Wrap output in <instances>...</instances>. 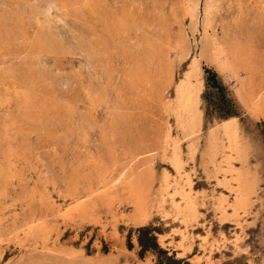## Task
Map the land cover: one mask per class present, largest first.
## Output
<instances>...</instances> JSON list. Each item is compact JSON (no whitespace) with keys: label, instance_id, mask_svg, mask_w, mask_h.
I'll use <instances>...</instances> for the list:
<instances>
[{"label":"rangeland","instance_id":"1","mask_svg":"<svg viewBox=\"0 0 264 264\" xmlns=\"http://www.w3.org/2000/svg\"><path fill=\"white\" fill-rule=\"evenodd\" d=\"M214 37L262 82L264 0H0V264H264V119Z\"/></svg>","mask_w":264,"mask_h":264},{"label":"bare ground","instance_id":"2","mask_svg":"<svg viewBox=\"0 0 264 264\" xmlns=\"http://www.w3.org/2000/svg\"><path fill=\"white\" fill-rule=\"evenodd\" d=\"M239 19V18H238ZM244 37V36H243ZM227 39V38H226ZM231 39V38H230ZM225 40V39H224ZM246 42V41H245ZM244 42V43H245ZM246 44V43H245ZM211 49L213 50V53L215 54V59L217 62L222 66L224 70L231 71L239 82L238 87V94L240 97L244 100V102L253 110L255 116L257 118H263L264 119V76L262 82L257 81V76L255 69V65L253 62H251L250 59V52L246 47H243L241 43L239 42H232L229 39L226 40V43H223L222 40H219L218 38L214 37L213 41L209 44ZM247 46V45H246ZM249 47V46H248ZM253 61V59H252ZM259 68V67H258ZM240 72H245L248 74L246 77L240 79L239 75ZM191 73V72H190ZM260 73V72H259ZM258 75V74H257ZM196 76V75H195ZM192 77V76H191ZM241 77V76H240ZM188 82V81H187ZM259 82V83H258ZM190 85L187 90L182 93L181 100H184L185 106H190L193 103H198V97L199 94H201L202 90V82L199 83H192L189 82ZM188 85V84H187ZM181 103V102H180ZM183 103V102H182ZM183 103V104H184ZM194 105V104H193ZM197 106V105H196ZM180 108V106L178 107ZM187 110V109H186ZM180 111V110H179ZM189 111V110H188ZM190 112V111H189ZM185 113V112H184ZM191 113V112H190ZM189 113V114H190ZM193 116V115H192ZM192 119V118H191ZM194 120V119H193ZM185 123V122H184ZM187 123V122H186ZM192 123V122H191ZM189 124V122L187 123ZM222 126L224 128V133L227 136L230 143L233 145L237 141L238 137V127H237V118H229L223 121ZM187 127V126H186ZM186 129V128H185ZM191 129V128H189ZM194 129V128H193ZM194 132V131H193ZM171 134V133H170ZM166 137V136H165ZM164 137V138H165ZM168 138V137H166ZM170 138V137H169ZM176 138V137H175ZM171 139V138H170ZM167 140V139H166ZM166 140L164 142H166ZM178 140V139H177ZM179 142V141H178ZM177 142V143H178ZM181 144V143H180ZM170 145V144H169ZM176 145V144H175ZM169 148V146H168ZM167 148V149H168ZM191 148V147H190ZM173 149V148H172ZM172 156L173 164L177 169V172L179 174H184L183 172V159L181 156L180 148H177ZM233 149V148H232ZM174 150V149H173ZM172 150V151H173ZM170 152V151H169ZM113 153V152H112ZM172 153V152H171ZM124 154V153H123ZM191 154V153H190ZM115 155H117L115 153ZM119 155V154H118ZM164 155V154H163ZM112 156V154L109 155V157ZM121 156V155H120ZM116 157V156H115ZM166 157V156H165ZM112 159V158H111ZM113 161V159H112ZM111 161V162H112ZM118 161H115L117 163ZM171 163V162H170ZM114 165V163H112ZM118 164V163H117ZM173 166V165H172ZM134 170V169H133ZM136 170V169H135ZM137 171V170H136ZM123 172V171H122ZM121 172V173H122ZM187 172V171H186ZM125 174V173H124ZM127 174V173H126ZM125 174V175H126ZM129 174V173H128ZM126 175L127 178H125V183L128 185L129 190L132 192H135L136 195V217L139 219L145 220L147 215V210L145 212V198L141 194V182L142 179L139 178L138 175H134V173H131L129 175ZM167 174V173H166ZM165 176H168L166 175ZM178 175V174H177ZM188 175V174H187ZM121 178V177H120ZM168 178V177H167ZM178 178V177H177ZM189 178V177H188ZM164 179V178H163ZM190 179V178H189ZM167 180V179H166ZM164 181V180H163ZM180 181V180H179ZM186 181V180H185ZM169 182V181H168ZM175 182V181H174ZM124 184V183H123ZM125 184V185H126ZM167 184V183H166ZM184 184V183H183ZM192 184V183H191ZM123 185V186H125ZM189 186V185H188ZM191 186V185H190ZM170 187H172L170 185ZM183 187V186H182ZM180 189V188H179ZM178 189V190H179ZM185 189V188H184ZM188 190V189H187ZM236 191V190H235ZM175 192V191H174ZM106 193V192H105ZM236 193V192H235ZM185 194V193H183ZM132 195V194H131ZM188 195V193L186 194ZM106 198H109V193H107ZM185 196V195H184ZM229 196V195H228ZM131 197V196H130ZM248 194L246 191H241L239 194H236V200H235V208H242L244 204L247 201ZM134 198V197H133ZM185 199V198H184ZM183 201V200H182ZM187 201V200H186ZM193 200L191 199V202ZM229 201V200H228ZM189 202V201H187ZM230 202V201H229ZM135 203V202H134ZM178 203V202H177ZM190 203V202H189ZM179 204V203H178ZM189 209L193 205L192 203L188 204ZM219 205V204H218ZM229 206V205H228ZM136 207V206H135ZM179 207V206H178ZM195 208V207H194ZM193 206L192 209L194 210ZM191 209V210H192ZM178 210V209H177ZM183 209H181L182 211ZM188 210V209H187ZM190 210V211H191ZM179 211V210H178ZM189 211V210H188ZM196 211V210H194ZM180 213V211H179ZM183 213V212H182ZM181 214V213H180ZM185 214V213H183ZM193 214V212H192ZM190 215V214H189ZM195 215V213H194ZM187 218V216H186ZM186 222V221H185ZM186 224V223H185ZM184 237H186V232L184 233Z\"/></svg>","mask_w":264,"mask_h":264}]
</instances>
